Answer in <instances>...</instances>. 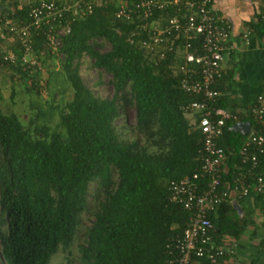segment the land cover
Here are the masks:
<instances>
[{"label": "trees", "instance_id": "1", "mask_svg": "<svg viewBox=\"0 0 264 264\" xmlns=\"http://www.w3.org/2000/svg\"><path fill=\"white\" fill-rule=\"evenodd\" d=\"M15 9L0 8V15L27 24L28 6L18 9L15 5ZM115 12L114 5L103 2L90 17L74 23L64 38L62 67L59 73L50 71V77L62 75L73 98L61 112L55 132L35 138V133L47 132L34 133L0 106L3 264H50L59 251L72 246L86 213L93 222L86 228L79 264H175L176 239L183 235L190 213L170 201V185L194 174L200 176L201 189L210 182L202 171L204 136L182 109L200 96L184 89L187 75L174 55L153 63L137 41L131 44L128 38L135 26L118 21ZM29 40L36 57H56L47 46L44 30H31ZM97 41L109 44L110 50H97ZM11 51L16 62L4 60L1 54L0 64L12 72V79L21 80L24 91L29 92V81L31 89H42L40 68L32 74L23 70L24 49L19 43ZM84 56L112 77L115 94L111 99L95 96L84 84L80 75ZM223 77L215 89L224 93ZM200 80L193 76L191 82ZM231 102L221 96L216 103L238 118L227 121L217 141L227 152L228 171L222 175L220 191L234 190L233 179L241 168L247 169L239 152L248 136L236 132L235 126L249 122L252 128L264 129V124L237 112ZM125 106L136 112L132 130L141 141L124 139L117 129ZM258 161L259 168L248 182L251 193L257 175L264 176V155ZM92 186L96 187L93 205ZM210 219L216 227V245H224L223 238L239 240L248 226L232 199L218 206Z\"/></svg>", "mask_w": 264, "mask_h": 264}, {"label": "built area", "instance_id": "2", "mask_svg": "<svg viewBox=\"0 0 264 264\" xmlns=\"http://www.w3.org/2000/svg\"><path fill=\"white\" fill-rule=\"evenodd\" d=\"M28 6V22H16L15 17L0 15V41L11 40L24 49L22 64L31 74L38 68L37 57L29 40L31 30H44L47 46L59 54L63 40L71 32L72 25L85 20L99 6V0H21ZM114 5L118 21L135 28L128 38L136 41L148 54L150 61L159 63L170 55L184 78L185 90L200 96L182 109L190 124L204 136L203 173L210 177L206 189H201L199 174L170 185V201L179 204L190 213L184 233L176 239L175 264H219L220 260L234 252L224 245H216V227L210 216L223 202L232 199L229 187L220 191L222 175L227 173V152L217 146L228 120L237 116L217 107V99L223 96L215 85L223 75V63L228 54L232 27L215 10V0H102ZM144 35V36H143ZM4 60L16 62L15 56L2 52ZM193 76L200 81L191 82ZM263 91L248 115L257 123L264 122ZM239 152L243 168L233 179L240 198L251 194L249 180L259 168L258 156L264 155V129L252 128ZM254 191L264 193V176L257 175Z\"/></svg>", "mask_w": 264, "mask_h": 264}, {"label": "crops", "instance_id": "3", "mask_svg": "<svg viewBox=\"0 0 264 264\" xmlns=\"http://www.w3.org/2000/svg\"><path fill=\"white\" fill-rule=\"evenodd\" d=\"M15 5L22 9L24 3L0 0L1 10L13 11ZM214 5L232 27L223 63L222 94L233 101L237 112L251 119L248 113L263 91L264 83V0H215ZM13 46L11 40L0 41V56L2 50L10 48L11 51ZM232 203L241 209L248 226L239 240L223 238L224 246L234 253L222 258L219 264H264V193L254 191L249 197L240 198L233 190Z\"/></svg>", "mask_w": 264, "mask_h": 264}, {"label": "rangeland", "instance_id": "4", "mask_svg": "<svg viewBox=\"0 0 264 264\" xmlns=\"http://www.w3.org/2000/svg\"><path fill=\"white\" fill-rule=\"evenodd\" d=\"M102 0L98 1V5L102 4ZM13 43V42H12ZM97 50L105 53L110 50V45L97 41ZM14 44V43H13ZM14 47V46H13ZM6 54H12L13 51L9 49L2 50ZM2 54V53H1ZM56 55L54 58H46L45 54L38 56L36 61L40 68V85L42 89L39 91L31 89L32 82L27 83L29 92L23 90V82L19 79L15 81L12 79V72L6 67L0 65V106L6 114H16L24 127L35 132V138L43 139L44 136L55 132L60 123L61 112L64 111L67 104L73 98V91L69 84L64 80L63 76L54 75L53 79L50 77V71L59 73L62 67L63 54ZM46 58V60H45ZM45 61L43 66L42 62ZM38 68V69H39ZM80 75L87 88H89L95 96L101 99H111L115 94V89L111 83L112 77L103 70L94 67V61L88 56H84L80 61ZM55 80V81H54ZM51 81L53 83L48 82ZM38 82V81H37ZM12 92L15 96L12 97ZM136 112L133 107L125 106L120 110V117L116 121L118 131L122 134L124 139L131 141H141L142 137L138 136L132 128L135 127ZM61 133H64L60 129ZM95 186L90 188V204L95 203L92 200L94 196L92 192L95 191ZM93 222L92 217L86 213L82 216L81 226L76 234L72 246L66 252L59 251L51 260L50 264H79L80 248L86 241V228L91 226ZM0 264L3 261L0 258Z\"/></svg>", "mask_w": 264, "mask_h": 264}, {"label": "water", "instance_id": "5", "mask_svg": "<svg viewBox=\"0 0 264 264\" xmlns=\"http://www.w3.org/2000/svg\"><path fill=\"white\" fill-rule=\"evenodd\" d=\"M235 127L236 132H239L244 135H248L251 130V124L249 122L239 123ZM234 207L237 208L239 214H241V209L237 205H234Z\"/></svg>", "mask_w": 264, "mask_h": 264}]
</instances>
